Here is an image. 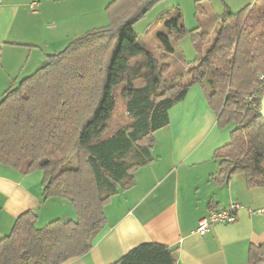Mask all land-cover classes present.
I'll use <instances>...</instances> for the list:
<instances>
[{
	"label": "trees",
	"instance_id": "1",
	"mask_svg": "<svg viewBox=\"0 0 264 264\" xmlns=\"http://www.w3.org/2000/svg\"><path fill=\"white\" fill-rule=\"evenodd\" d=\"M157 1L114 0L111 25L47 55L43 67L5 92L0 164L24 174L42 170L44 199L67 200L76 219L58 218L38 228L34 211L20 214L0 239V264H63L87 253L107 225L105 207L153 161L154 134L169 125V110L196 84L219 127L234 125L230 142L215 153L223 180L244 174L249 188H264V0L237 13L226 7L210 45L188 63L186 81L172 84L165 77L171 70L166 56L158 59L134 29ZM161 21L164 31L157 38L169 55L175 51L172 38L188 30L179 8ZM263 262L264 244L252 245L249 264ZM113 264L177 261L169 246L143 243Z\"/></svg>",
	"mask_w": 264,
	"mask_h": 264
},
{
	"label": "crops",
	"instance_id": "2",
	"mask_svg": "<svg viewBox=\"0 0 264 264\" xmlns=\"http://www.w3.org/2000/svg\"><path fill=\"white\" fill-rule=\"evenodd\" d=\"M58 3L0 0V100L57 52L52 32L58 30ZM169 117V125L154 134L153 161L134 173L132 188L105 207L107 225L93 247L63 264H113L143 243L169 246L177 264H249L250 247L264 244V188H249L244 174L223 180L215 157L230 142L234 125L219 127L199 84ZM42 181L0 164V239L28 210L37 215L38 228L58 218L76 219L65 214L67 200L44 199ZM234 202L242 206L236 222L214 225L203 236L196 232L210 210Z\"/></svg>",
	"mask_w": 264,
	"mask_h": 264
},
{
	"label": "rangeland",
	"instance_id": "3",
	"mask_svg": "<svg viewBox=\"0 0 264 264\" xmlns=\"http://www.w3.org/2000/svg\"><path fill=\"white\" fill-rule=\"evenodd\" d=\"M60 3L55 6L58 30L52 32L56 37V50H64L69 43L88 31L105 28L113 23L109 7L114 0H56ZM254 0H159L134 26L139 42L152 51L158 59L166 56L171 64V70L165 75L167 84L186 81L188 63L193 62L202 55V51L214 39L220 24V15L226 7L237 13L250 5ZM179 8L183 14L184 25L188 32L182 37L172 38L175 51L169 55L164 54L157 38L159 32L164 31V22L161 21L167 11ZM138 13L136 10L133 14ZM219 21V23L217 22ZM218 23V25H217ZM198 27V28H197ZM195 32H191L195 29ZM208 32L206 36L199 33ZM53 51V50H52ZM44 63V62H43ZM47 63V62H46ZM1 101V100H0ZM116 115L121 117V110ZM125 116H123L124 118ZM124 119H121L123 121ZM128 117H125V121ZM159 131V130H158ZM152 154V151H151ZM153 156V155H152ZM34 178L44 177L42 170L31 173ZM74 210V211H73ZM74 212V214H71ZM70 213V214H69ZM66 215H76L71 203L65 208ZM52 221V220H51Z\"/></svg>",
	"mask_w": 264,
	"mask_h": 264
},
{
	"label": "built area",
	"instance_id": "4",
	"mask_svg": "<svg viewBox=\"0 0 264 264\" xmlns=\"http://www.w3.org/2000/svg\"><path fill=\"white\" fill-rule=\"evenodd\" d=\"M264 78V76H262ZM263 87L261 86L252 95L248 96V100L252 101L253 97L258 96V92ZM239 203H232L229 207L223 209H212L210 212L202 217L197 225L196 232L200 235L207 234L214 225L217 224H232L238 219V211L241 209ZM264 214V209L261 210Z\"/></svg>",
	"mask_w": 264,
	"mask_h": 264
},
{
	"label": "water",
	"instance_id": "5",
	"mask_svg": "<svg viewBox=\"0 0 264 264\" xmlns=\"http://www.w3.org/2000/svg\"><path fill=\"white\" fill-rule=\"evenodd\" d=\"M260 114L263 116L264 118V94L262 96V100H261V110H260ZM264 264V262H263Z\"/></svg>",
	"mask_w": 264,
	"mask_h": 264
}]
</instances>
